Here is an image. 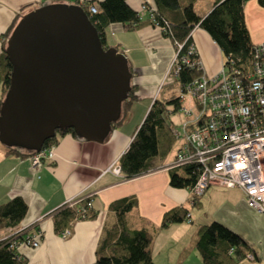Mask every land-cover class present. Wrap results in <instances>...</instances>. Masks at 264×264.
I'll list each match as a JSON object with an SVG mask.
<instances>
[{"label": "crops", "instance_id": "1", "mask_svg": "<svg viewBox=\"0 0 264 264\" xmlns=\"http://www.w3.org/2000/svg\"><path fill=\"white\" fill-rule=\"evenodd\" d=\"M72 1L0 0V50L3 34L17 14L22 15L41 3ZM82 1L98 6L100 0ZM127 2L137 12H141L144 5L155 7L154 0ZM213 2L194 0V11L204 16ZM243 8L251 41L261 42L264 40V7L256 0H248ZM146 14L144 11L143 17ZM190 35L203 73L217 74L225 61L218 45L198 26ZM103 39L106 46H115L126 56L132 70L135 99L128 105L122 104L121 124L103 141L85 140L66 133L58 138L54 158L42 160L36 170L31 168L29 156L9 151L0 142V203L20 196L27 205L26 214L18 225L0 230V240L16 230H21L22 235L39 230L42 236L37 247L22 245L21 239H17V251L29 264H90L95 259L104 225L115 221L109 204L121 197L134 196L136 205L126 214V223L130 228L146 227L152 233L153 264H203L190 242L197 225L213 220L244 240L253 259L244 258L240 264H264V215L246 205L240 189L212 183L202 194L195 195L190 188L169 184L167 164L178 146L176 139L171 152L165 158H156L154 166L146 171L126 177L122 169L121 175L107 170L128 150L137 127L168 77L176 49L158 26L149 24L127 31L120 23L113 22L105 27ZM172 115L180 117L177 121L170 119L171 127L184 119L179 111ZM84 197H92L95 216L73 221L70 235L62 238L53 229L52 213L68 200ZM181 205L188 208L189 216L161 227L163 214Z\"/></svg>", "mask_w": 264, "mask_h": 264}, {"label": "trees", "instance_id": "2", "mask_svg": "<svg viewBox=\"0 0 264 264\" xmlns=\"http://www.w3.org/2000/svg\"><path fill=\"white\" fill-rule=\"evenodd\" d=\"M246 1L248 0H214L211 9L204 16H199L193 8L194 0H154L155 10L152 16L148 12L146 17L132 9L127 0H100L94 13L89 10V4L93 2L84 1L81 4L78 0H73L72 3L80 4L90 16V21L98 31L102 44H104V29L110 23L118 22L123 30L127 31L137 30L148 24L159 25L162 34L168 37L174 46L176 43L182 44L178 53V56H181L185 54L191 43V30L198 26L218 45L225 58V64L228 65L230 63L228 61L232 60L233 63L229 64V67L234 66L244 70L249 63L254 44L244 21L243 6ZM256 1L264 7V0ZM44 4L48 3L40 5ZM20 17L21 15L17 14L3 34L0 50V106L9 85L11 70L5 52L6 38ZM179 65L177 72L172 70L169 72L159 95L154 98L141 124L137 127L128 150L119 158L126 177H132L153 167L154 160L165 158L174 146L175 138L171 132V120L168 118L181 106L178 91L183 90L186 84L200 76L202 71L182 62ZM130 71L132 72L131 68ZM134 92L135 85L131 84L127 98L122 102L123 106L135 99ZM122 119L120 115L111 124V128L120 125ZM66 133L79 137L72 129L58 130L53 137L43 143L41 149L56 144L58 138ZM6 148L29 157L36 152L19 147L6 146ZM180 169L181 173L178 172ZM197 176L195 164L170 169L169 184L173 187L191 189ZM135 205L134 196L121 197L109 204V209L115 214V221L104 225L95 249V259L90 264H153L152 233L146 227L130 228L126 223V214ZM26 210V202L20 196L0 203V230L18 225L24 218ZM94 216L92 197H85L72 205L65 203L58 207L52 213L51 219L54 231L60 234L63 229L71 228L73 221ZM188 216L186 206L171 208L163 214L161 227L182 221ZM22 236L14 233L0 240V264H29L16 247L11 246L12 242L21 239ZM190 244L198 251L203 264H240L248 253L244 240L237 233L214 220L197 225Z\"/></svg>", "mask_w": 264, "mask_h": 264}, {"label": "water", "instance_id": "3", "mask_svg": "<svg viewBox=\"0 0 264 264\" xmlns=\"http://www.w3.org/2000/svg\"><path fill=\"white\" fill-rule=\"evenodd\" d=\"M11 70L0 106V142L38 151L72 129L103 141L120 117L132 72L123 52L102 44L81 5L48 3L25 12L6 38Z\"/></svg>", "mask_w": 264, "mask_h": 264}, {"label": "built area", "instance_id": "4", "mask_svg": "<svg viewBox=\"0 0 264 264\" xmlns=\"http://www.w3.org/2000/svg\"><path fill=\"white\" fill-rule=\"evenodd\" d=\"M89 10L94 13L97 6L89 4ZM154 10L144 5L140 13L146 11L152 16ZM181 47L182 44H175L176 53L167 76L171 70H179L180 62L201 69L193 44L188 45L185 54L178 56ZM229 64L224 62L213 76L201 71L200 76L178 91L181 99L178 111L184 119L171 127L178 146L167 168L195 164L198 176L191 188L193 194H202L212 183L235 187L243 193L248 207L264 215V40L253 44L244 70L231 68ZM55 145L30 155L31 168L36 170L42 160H52ZM107 170L121 175L119 162H114ZM77 200L79 198L66 203L72 205ZM69 235V227L60 232L62 238ZM40 236L37 230L23 235L19 243L37 247ZM17 244L16 240L11 246L17 247ZM245 258L253 259V255L248 252Z\"/></svg>", "mask_w": 264, "mask_h": 264}, {"label": "rangeland", "instance_id": "5", "mask_svg": "<svg viewBox=\"0 0 264 264\" xmlns=\"http://www.w3.org/2000/svg\"><path fill=\"white\" fill-rule=\"evenodd\" d=\"M78 2L79 3H83V1L82 0H78ZM80 5V4H79ZM97 8H98V6H97ZM172 65V64H171ZM171 67V66H170ZM182 104L184 105V104H186V101L185 102H182ZM179 115H172V116H170V118H168V119H172L173 121H177V120H179ZM173 149V148H172ZM173 158V157H172ZM172 160V159H171ZM117 162V161H116ZM119 162V161H118ZM228 188V187H227ZM231 188H233V187H231Z\"/></svg>", "mask_w": 264, "mask_h": 264}]
</instances>
